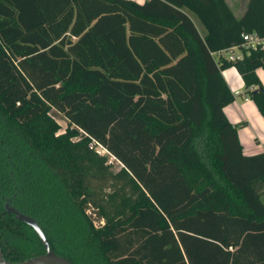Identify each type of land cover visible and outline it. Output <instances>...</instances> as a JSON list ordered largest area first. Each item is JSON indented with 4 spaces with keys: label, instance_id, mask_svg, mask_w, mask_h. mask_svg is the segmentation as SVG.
Segmentation results:
<instances>
[{
    "label": "trees",
    "instance_id": "16d2710c",
    "mask_svg": "<svg viewBox=\"0 0 264 264\" xmlns=\"http://www.w3.org/2000/svg\"><path fill=\"white\" fill-rule=\"evenodd\" d=\"M253 32L264 0H0L5 257L45 253L10 204L74 264H264V152L244 153L223 75L264 117Z\"/></svg>",
    "mask_w": 264,
    "mask_h": 264
},
{
    "label": "crops",
    "instance_id": "0c3cea01",
    "mask_svg": "<svg viewBox=\"0 0 264 264\" xmlns=\"http://www.w3.org/2000/svg\"><path fill=\"white\" fill-rule=\"evenodd\" d=\"M133 1L144 3L148 0ZM227 2L235 14L240 16L246 11L249 0H227ZM196 25L199 29L200 26L197 22ZM258 74L264 84V78L260 70ZM223 75L233 92L237 90L242 92V89L245 88L244 82L236 69H228L223 72ZM238 97H243V99L239 101ZM238 97H236L234 103L225 108V113L230 122L238 127L239 139L243 145L244 153L246 155L262 153L264 152V117L246 93Z\"/></svg>",
    "mask_w": 264,
    "mask_h": 264
},
{
    "label": "water",
    "instance_id": "95a60500",
    "mask_svg": "<svg viewBox=\"0 0 264 264\" xmlns=\"http://www.w3.org/2000/svg\"><path fill=\"white\" fill-rule=\"evenodd\" d=\"M5 209L8 214L15 215L18 221H21L34 229L44 246L45 253L20 262L9 261L3 253L0 241V264H74L69 259L58 255L52 250L47 236L33 217L20 212L10 204H6Z\"/></svg>",
    "mask_w": 264,
    "mask_h": 264
},
{
    "label": "built area",
    "instance_id": "2783aa9c",
    "mask_svg": "<svg viewBox=\"0 0 264 264\" xmlns=\"http://www.w3.org/2000/svg\"><path fill=\"white\" fill-rule=\"evenodd\" d=\"M243 40H244L243 48H245L246 50H249L251 48H259V47L264 49V38L260 37L259 34L256 32L244 34ZM224 55H226L228 60H231V61H236L243 57L242 51L238 48L233 49L225 53ZM234 95L235 97H238V96H241L242 93L237 90V91H234ZM99 152L105 153V151L101 149L99 150Z\"/></svg>",
    "mask_w": 264,
    "mask_h": 264
},
{
    "label": "rangeland",
    "instance_id": "374dc122",
    "mask_svg": "<svg viewBox=\"0 0 264 264\" xmlns=\"http://www.w3.org/2000/svg\"><path fill=\"white\" fill-rule=\"evenodd\" d=\"M196 22L198 23V25L200 26L199 27V31L202 33V34H204L205 33V29H204V27L196 20ZM238 51V50H237ZM236 51V52H237ZM260 72H261V74L263 75V78H264V71L261 69L260 70ZM243 92V93H242ZM242 94H245L246 93V89L245 88H243L242 89ZM244 96V95H243ZM239 98V101H241L242 99H243V97H238ZM54 116H55V118H56V120L59 122V124L61 125V127H62V131H64L66 128H67V125H68V122H67V120L66 119H64V117L63 116H61V115H58V114H54ZM251 129V128H250ZM255 142V141H254ZM102 150V149H101ZM110 161L111 162H115V166H114V170H119L121 167H122V165L119 163V162H116V160L113 158V157H111L110 158ZM88 214L89 215H91V217H92V219L94 220V222H95V224L97 225V226H100V225H102V224H104L103 222V220L101 221L98 217H97V215L94 213V211H93V209H90V210H88Z\"/></svg>",
    "mask_w": 264,
    "mask_h": 264
}]
</instances>
